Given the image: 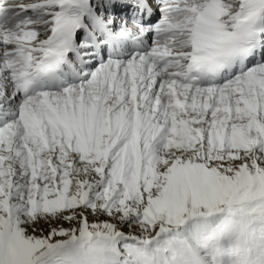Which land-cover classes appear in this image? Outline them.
Segmentation results:
<instances>
[{
  "label": "snow or ice",
  "instance_id": "1",
  "mask_svg": "<svg viewBox=\"0 0 264 264\" xmlns=\"http://www.w3.org/2000/svg\"><path fill=\"white\" fill-rule=\"evenodd\" d=\"M0 264H264V0H0Z\"/></svg>",
  "mask_w": 264,
  "mask_h": 264
}]
</instances>
